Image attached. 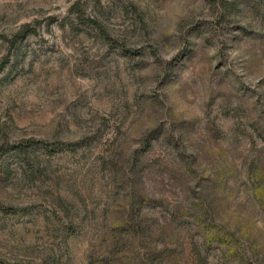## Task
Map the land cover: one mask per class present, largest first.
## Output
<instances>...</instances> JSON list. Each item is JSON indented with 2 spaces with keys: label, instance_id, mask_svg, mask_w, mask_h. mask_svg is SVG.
I'll return each mask as SVG.
<instances>
[{
  "label": "rangeland",
  "instance_id": "1",
  "mask_svg": "<svg viewBox=\"0 0 264 264\" xmlns=\"http://www.w3.org/2000/svg\"><path fill=\"white\" fill-rule=\"evenodd\" d=\"M0 264H264V0H0Z\"/></svg>",
  "mask_w": 264,
  "mask_h": 264
},
{
  "label": "trees",
  "instance_id": "2",
  "mask_svg": "<svg viewBox=\"0 0 264 264\" xmlns=\"http://www.w3.org/2000/svg\"><path fill=\"white\" fill-rule=\"evenodd\" d=\"M27 28H29V26H27ZM203 252H205V251L203 250ZM204 259H206V256L204 257Z\"/></svg>",
  "mask_w": 264,
  "mask_h": 264
}]
</instances>
